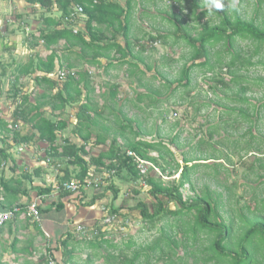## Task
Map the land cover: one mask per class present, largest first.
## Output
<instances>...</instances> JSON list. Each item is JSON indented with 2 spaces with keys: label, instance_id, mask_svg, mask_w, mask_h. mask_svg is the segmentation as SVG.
<instances>
[{
  "label": "trees",
  "instance_id": "1",
  "mask_svg": "<svg viewBox=\"0 0 264 264\" xmlns=\"http://www.w3.org/2000/svg\"><path fill=\"white\" fill-rule=\"evenodd\" d=\"M25 1L38 4L42 9L43 14L39 22L44 29L38 28L22 35V47L30 53L25 61L14 64L11 62L13 64L11 71L0 63V97L13 107L7 118L3 117L0 109V212L19 209L12 218L0 225V247L6 242L5 238L1 242L3 233H6V238L10 237L11 240L5 244L13 254V260L21 259L16 264H76L74 244L83 241L82 235L86 231L93 234L92 238L88 237V240L84 241L86 244L92 247H98L101 243L111 246L104 237L105 231L101 230L103 224L107 225L103 219L114 217L123 224L129 223L122 212L123 208L114 205L119 189L115 187L113 179H122L132 183L142 181L148 187L152 202L147 204L137 201L133 206L138 211L141 221L158 222L169 217V220L166 219L158 228L160 235L151 249H159L161 253L163 248L172 250L173 246H176L177 233L185 241L192 242L204 233L207 236V245L203 251L209 253L202 258L205 264L210 261L216 264H264V199L261 201L260 214L244 219L243 230L234 238V221L230 218L225 222L221 217L218 194L212 197L206 188L195 197L186 199L182 197L181 188L191 182L192 171L198 162L217 158L191 159L182 156L181 166L178 163L175 165L177 179L165 183H161L158 177L152 175L153 169L150 166L145 175L139 174L133 158L127 155L128 151L148 161L152 166L159 167L163 173L164 168L159 159H163L161 153L164 150L171 154L169 147L162 140L146 141L139 138L138 123L134 125L119 111L121 125L118 134L123 137L124 131L128 128L136 136L132 141L120 143L115 136L116 133L110 132V127L102 121L101 109L93 103V94L101 84L108 82V79L96 81L94 73L82 65H77V62L83 65L86 62L98 66L99 61L103 59L104 69L109 70L114 68V65L123 64L129 67L127 70L124 69L126 77L135 78L137 74L143 72L135 62L129 60L141 61L140 56L135 55V50L143 52L146 47L151 48L155 42L167 37L168 34L155 30V36L149 33L146 42L131 37L132 16L138 4L137 0ZM75 5L81 7V13H74ZM192 7L195 12L199 4L193 0ZM52 12L58 13V16L48 15ZM150 13L147 9L140 11V15H146L153 21L155 15ZM205 14L206 12L200 9L195 15V19L201 22L195 35L189 33L188 28L179 24V21L174 26L175 39L184 40L190 48L189 62L182 67L176 79L165 82L167 86L168 84L187 86L190 82V72L195 67L203 72L212 73L215 67L225 65L228 72L232 73L235 67L247 69L248 66H253L251 56L243 58L242 51H231L237 39L248 40L254 47V54L264 49V28L239 17L230 20L226 14L218 24H212L208 20L201 21ZM78 15L83 18V25L82 29L76 30ZM217 45L226 47L227 54H230L228 62L222 64L220 56L212 63L211 51ZM40 46L46 50L44 56H41ZM7 48V45H4V49ZM256 63L263 65L260 60ZM27 79H30L31 85H28ZM236 79L241 81L242 76H236L230 82ZM257 80L264 84V79ZM107 84L109 90L106 96L101 95L102 99L104 98L102 105L107 107L109 101L117 105L119 86L116 83ZM248 90L247 84L241 85L235 93L236 100L248 103V99L244 97ZM69 107L73 109L74 121L69 135L65 136L63 132L69 124L66 118ZM251 109L249 111L248 107L238 108V113L250 123L252 119L257 121L259 116L258 109ZM21 127L25 128V133L20 132ZM175 139L176 136L169 138L168 145L176 148ZM32 146L36 151L34 153L36 160L44 161L45 167L51 168L54 172V184L42 180L43 169L40 166L20 168L12 159L13 148ZM151 152H156L157 157H152ZM217 164L222 166L221 163ZM5 170L9 172L6 177ZM96 173L104 174V183L102 182L101 189H95L87 199L84 182L91 180L93 183ZM70 180L77 183L75 191L64 190L61 186L63 182ZM108 193L111 194V202L102 207L104 215L101 221L94 220L89 227L75 224L72 230L67 229L66 225L56 224L59 222L56 217L58 214L61 212L67 214L66 201L70 197L79 203V206L75 205L76 203L73 205L74 210L80 207L86 210L95 209V204ZM54 194L56 200L48 201V197ZM21 197L26 201L21 203L19 201ZM83 198L87 200L83 202ZM168 203H174L176 209H170ZM30 204L35 205L38 219L26 215V208ZM189 214L191 220L184 222L182 217ZM50 220L53 224L47 226ZM68 221L66 219V224ZM19 227L27 230L31 228L35 234L47 240L45 253L37 257L38 259H31L35 252L33 235L30 238L26 235L21 240L20 235L23 234L18 232ZM78 227L81 229L77 230ZM97 237H100L99 241ZM230 239L235 242L232 244L229 242ZM56 244L60 250L58 261L53 257L51 248L53 245L56 247ZM1 250L5 251L4 248ZM257 254L260 255V259L255 258ZM105 257L112 259L109 255ZM137 258L138 254H135L132 259L123 258V262L118 261V264L127 262L134 264ZM114 261L112 264H117Z\"/></svg>",
  "mask_w": 264,
  "mask_h": 264
},
{
  "label": "rangeland",
  "instance_id": "2",
  "mask_svg": "<svg viewBox=\"0 0 264 264\" xmlns=\"http://www.w3.org/2000/svg\"><path fill=\"white\" fill-rule=\"evenodd\" d=\"M22 1L16 0L10 5L4 0H0V33L3 35L0 39V63L4 64L7 70L9 69L8 71L12 70L14 63L25 61L30 55L26 49L23 50L19 46V43L21 35L24 36L25 25L28 27L26 30L29 31L34 24L30 20L24 23L23 18L15 19V9L12 5L14 3L20 9ZM194 1L199 4L195 10L196 13L200 9L206 12L201 21L208 20L212 24H218L226 14L230 20L239 17L264 28V0ZM137 2L132 16L131 37H137L146 42L149 33L155 36V30L160 33L166 32L168 36L160 38L151 48L146 47L143 52L139 53L135 50V55H139L141 61L129 60L135 62L143 71L135 78L126 77L124 69L127 70L129 67H125L123 64L114 65V68L109 70H102L101 67V73L105 80L108 79V82L98 87L96 93L93 94V103L101 109L102 121L110 127V132L116 133L115 136L120 143L125 144L132 141L136 136L128 128L124 131L123 137L118 134L119 125H121L119 111L134 125L138 123L139 138L146 141L162 140L163 143H166L171 154L164 150L161 153L163 159H159L164 172L162 173L159 167L151 168L153 169L152 175L158 177L161 183L177 179L175 165L178 163L181 166L182 156L191 159L217 158L198 162L199 164L192 171L191 182L181 188L182 197L183 199L195 197L206 188L211 192L212 197L218 194L219 213L225 222L230 218L233 219L235 225L233 236L237 238L244 228V219L260 214L261 201L264 199V84L257 80L264 79V49L254 54V47L248 40L237 39L233 43L231 51H242L243 58L251 56L250 60L251 63H254L253 66H248L247 69L235 67L232 73L228 72L225 65L215 67L212 73L203 72L195 67L190 72V82L187 86H174V84L167 86L165 82L176 79L180 75L182 67L189 62L190 48L184 40L175 39L173 36L174 26L179 21V24L188 28L189 33L195 35L201 22L195 19L193 0H137ZM145 9L156 13L153 21L146 15H140V11ZM76 22L78 26L75 29H82L83 18L79 16ZM1 45H3V49H1ZM4 45H7L8 48L4 49ZM220 56L222 64L228 62L230 58L226 47L217 45L211 51L212 63L217 61ZM259 60L263 62V65L256 63ZM78 64L89 69L81 62H77ZM239 75L242 76L241 81L236 79L237 82H230L231 79H235ZM29 80L27 79L28 85H31ZM107 83L118 84L119 98L117 97V105L109 101L107 107H104L102 105L104 98L102 99L101 95L106 96V92L109 90ZM245 84L249 86V90L244 94L248 103H240L236 100L235 93L241 85ZM2 91L4 90L2 89ZM0 107H2L4 116H8L13 109L10 103L5 104V99L0 101ZM239 107H248L249 111L252 110L251 108L258 109L257 121L252 119L251 123L247 122L238 113ZM229 109H234V111ZM73 115V109L69 107L66 112L69 124L63 132L65 136L69 135L73 125ZM19 130L22 133L26 131L24 127ZM173 136H176L174 141L176 148L169 146L167 142ZM72 138L76 142V139ZM35 152V148L32 146V148H13L12 154L25 161L27 158L34 159ZM156 155V152H151L152 157L156 158ZM217 163H221L222 166ZM49 171L52 173L51 181L54 184V173L51 168ZM103 177L104 174L96 173L94 175L93 178L100 186L86 188L87 199L95 189L97 190L103 185ZM113 182L119 189L114 205L123 208L122 212L125 213L129 223L126 225L120 220L110 225L103 224L101 230L105 231L104 237L107 238V242L111 246L101 243L98 247H92L84 241L88 240V237L92 238L93 234L89 231L83 233V241L74 244L76 264H112L114 260L118 264V261L123 262V258L132 259L135 254H138V258L134 264H205L202 258L208 256L209 253L203 251L207 245V236L204 233H201L195 242L185 241L177 233L175 236L176 246L172 248L173 252L165 248L162 253L159 249H151L160 235L158 228L166 222V219L168 221L169 217L158 222L145 223L141 221L138 211L133 206L137 201L147 204L152 202L148 187L142 181L132 183L127 180L113 179ZM52 199L56 200L55 194ZM87 199L83 198L82 201ZM48 201H51L50 197H48ZM66 202L67 208L68 204L73 206L76 203L75 205L79 206L77 200L72 197ZM109 202H111L110 193L100 200L95 210H83L81 207L77 210L70 208L67 211L66 209L67 214L71 213L67 217L68 223L66 224L64 212L56 216L59 224L55 223L66 225L69 230H72L75 224L89 227L94 220L101 221L104 215L102 207L108 205ZM168 207L176 209L174 203H168ZM182 220L190 221L191 215L183 216ZM120 226H123L122 230L118 229ZM28 230L31 231V234L35 232L31 228ZM25 236L26 234L20 235L21 240ZM5 239V243L11 240L10 237ZM96 239L99 241L100 237ZM233 239L229 240L232 244L235 242ZM5 243L0 247L1 264H16L21 259L13 260V254L9 252V247ZM46 243L47 240H44L40 235H33L35 252L32 260L38 259L37 257L45 253ZM1 248H4L5 251H2ZM51 248L53 257L58 261L60 250L57 248V244L56 247L53 245ZM108 255L112 256L113 261L111 258L105 257ZM255 258L260 259V255L257 254ZM127 264L130 263L127 262ZM207 264L216 263L210 261Z\"/></svg>",
  "mask_w": 264,
  "mask_h": 264
},
{
  "label": "crops",
  "instance_id": "3",
  "mask_svg": "<svg viewBox=\"0 0 264 264\" xmlns=\"http://www.w3.org/2000/svg\"><path fill=\"white\" fill-rule=\"evenodd\" d=\"M13 1H16V0H4V2L5 3H8V4H10L11 5V3L13 2ZM21 5L19 6V8L20 9H18V6L17 5H15L14 3L12 4V5H14L13 6V8L15 9V11H14V18L15 19H18L19 20V18H23L24 19V23L26 22V21H31V23H33L34 24V26H32L31 27V29L28 31V30H26V28H28L26 25H25V33H27V32H32L33 30H35V29H38V28H41V29H44V27L42 26V25H39L38 26V23L40 24V22H39V18H41V16H42V14H43V11H42V9H40L39 8V5L38 4H30V3H27L25 0H23L21 3H20ZM5 6H7L6 4H5ZM149 11V10H148ZM149 12H151L150 14L151 15H156V13L154 12V11H149ZM20 15V16H19ZM48 15H50V16H52V17H57L58 16V13H56V12H52V13H50V14H48ZM2 16V15H1ZM9 32L10 33H12V31L11 30H9ZM3 37V35L0 33V39ZM1 44V43H0ZM2 47H1V49H3V45H1ZM19 46L23 49V47H22V35H21V39H20V43H19ZM40 49H42L41 48V46L39 47ZM16 49V48H15ZM39 49V50H40ZM24 50V49H23ZM15 52H16V50H15ZM45 52H46V50H44V49H42V52H41V56H44L45 55ZM104 63H105V60H103V59H101L100 61H99V64H98V66L97 65H91V64H88V63H84L86 66H88L89 67V71L93 74L94 73V75H95V79L94 80H96V81H101L103 78H104V76H103V73H101V71L102 70H104V67H103V65H104ZM101 67H102V70H101ZM99 72H100V74H101V77L99 78ZM105 75H107L106 73H105ZM31 82V81H30ZM97 89V88H96ZM3 98H1L0 97V101L2 100ZM5 104H7V102H6V100H5ZM0 109H1V111H2V107H0ZM2 114H3V111H2ZM3 117H5V118H7L8 116H4V114H3ZM24 148V147H23ZM32 148V147H31ZM12 151H13V149L11 150V156H12V159H14V162L16 163V165L17 166H19L20 168H33V167H35V166H40L42 169H43V171H42V180H44V182H46V183H48V184H50V183H53L52 181H51V176H52V173H50V171H49V168H46L45 167V162L44 161H41V160H36L37 158L35 157L34 159H30V158H27L25 161L22 159V158H20V157H17V156H14L13 154H12ZM42 155V154H41ZM17 172H18V170H17ZM54 173V172H53ZM9 174V172L7 171V170H5L4 171V176L6 177L7 175ZM52 195L50 196V198H51V200H53L52 199ZM21 203H23V202H25L26 201V199L24 198V197H21L20 198V200H19ZM98 203H100V201L99 202H97L96 204H95V208H96V206H97V204ZM66 208H67V206H66ZM68 208L70 209H72L73 208V206H72V204H68ZM67 208V211L69 210ZM91 210H95V209H91ZM71 213H69V214H66V219H68L67 217L70 215ZM19 219H21V218H19ZM65 219V220H66ZM87 219V218H86ZM53 224V221L52 220H50V221H48L47 222V226H49V225H52ZM20 225V224H19ZM18 232L20 233V234H26V235H28L29 236V238L32 236V235H34L35 234V232L34 233H30L31 231L30 230H27V229H22V227H19L18 228ZM7 237V235H6V233H3V236H2V238H6ZM1 242H2V240H1Z\"/></svg>",
  "mask_w": 264,
  "mask_h": 264
},
{
  "label": "built area",
  "instance_id": "4",
  "mask_svg": "<svg viewBox=\"0 0 264 264\" xmlns=\"http://www.w3.org/2000/svg\"><path fill=\"white\" fill-rule=\"evenodd\" d=\"M73 11H74L75 14H79V13H81V7L78 6V5H75ZM127 155L131 156L133 158L134 163H135V167H136L137 171L139 172V174H141V175H145L146 174L149 166L151 168H153V169L156 168V167L152 166L148 161H145V160L139 158L138 156H136L135 154H133L130 151L127 152ZM84 183H85V185H83L84 188H88V187H92V186L96 187L97 186V182L96 181H93V183H92L91 180H87ZM61 186L63 187L64 190H67V191H75L77 189V183L75 181H72V180L63 182L61 184ZM18 211H19V209L16 208V209H13V210L0 212V225L2 223H4L5 221L9 220L10 218H12ZM26 211H27L26 212L27 216H31L34 219H38L34 204H30L29 206H27ZM116 220L117 219H115L114 217H105L103 219V222L105 224L110 225L111 223H113ZM118 221H120V220H118ZM121 228H123V226H120L118 229L122 230ZM80 229L81 228L78 227L77 230H80Z\"/></svg>",
  "mask_w": 264,
  "mask_h": 264
}]
</instances>
